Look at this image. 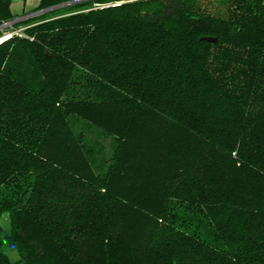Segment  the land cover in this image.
I'll return each instance as SVG.
<instances>
[{
  "label": "trees",
  "instance_id": "trees-1",
  "mask_svg": "<svg viewBox=\"0 0 264 264\" xmlns=\"http://www.w3.org/2000/svg\"><path fill=\"white\" fill-rule=\"evenodd\" d=\"M34 12L0 41V264H264V0L0 25Z\"/></svg>",
  "mask_w": 264,
  "mask_h": 264
},
{
  "label": "rangeland",
  "instance_id": "rangeland-1",
  "mask_svg": "<svg viewBox=\"0 0 264 264\" xmlns=\"http://www.w3.org/2000/svg\"><path fill=\"white\" fill-rule=\"evenodd\" d=\"M27 5V4H26ZM21 13V12H20ZM31 17V16H30ZM29 17V18H30ZM22 19H24V18H22ZM21 19V20H22ZM10 27V25H9V23H7V24H5L4 26H2V29H5V28H9ZM7 33L6 34H4V36H6L7 37ZM6 39V38H5ZM4 40V39H3ZM0 225H1V227L6 231V232H8L9 230H10V223H9V215H8V213L7 212H4V213H2V215L0 216ZM7 253H8V255H9V257H10V259L11 260H15L16 258H17V253H16V250H15V248L14 247H11V248H9L8 250H7Z\"/></svg>",
  "mask_w": 264,
  "mask_h": 264
},
{
  "label": "built area",
  "instance_id": "built-area-1",
  "mask_svg": "<svg viewBox=\"0 0 264 264\" xmlns=\"http://www.w3.org/2000/svg\"><path fill=\"white\" fill-rule=\"evenodd\" d=\"M39 12H40V11H39ZM39 12L30 13V14H28V15L21 16V17H18V18H15V19H12V20H10V21H7V22L2 23V24L0 25V29H2V26H4V25L7 24V23H9L10 27L8 28L7 31H5V32L0 36V41L3 40V39H5V38L10 37V36L13 35V34H19V35H20L26 26H22V25H21V26H19V27H14V24H15L17 21H20L22 18L29 17V16L34 15V14H37V13H39ZM6 33L8 34L7 37L4 36V34H6ZM2 38H3V39H2Z\"/></svg>",
  "mask_w": 264,
  "mask_h": 264
},
{
  "label": "crops",
  "instance_id": "crops-1",
  "mask_svg": "<svg viewBox=\"0 0 264 264\" xmlns=\"http://www.w3.org/2000/svg\"><path fill=\"white\" fill-rule=\"evenodd\" d=\"M38 1L39 0H11V8L15 13L25 12L33 8Z\"/></svg>",
  "mask_w": 264,
  "mask_h": 264
},
{
  "label": "water",
  "instance_id": "water-1",
  "mask_svg": "<svg viewBox=\"0 0 264 264\" xmlns=\"http://www.w3.org/2000/svg\"><path fill=\"white\" fill-rule=\"evenodd\" d=\"M62 5H64V4H60V5H57V6H53V7L49 8V9H53L55 7H59V6H62ZM201 39L208 40V41H214L215 40L212 37H202Z\"/></svg>",
  "mask_w": 264,
  "mask_h": 264
}]
</instances>
